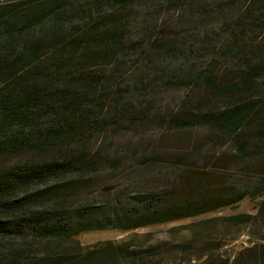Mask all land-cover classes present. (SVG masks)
<instances>
[{"label": "trees", "instance_id": "1", "mask_svg": "<svg viewBox=\"0 0 264 264\" xmlns=\"http://www.w3.org/2000/svg\"><path fill=\"white\" fill-rule=\"evenodd\" d=\"M174 15L191 25L179 28ZM164 86L204 93L165 113V128H200L210 143L231 144L247 167L218 181L219 173L194 166L196 149L169 153L168 170L184 173L171 184L136 182L92 199L102 174L122 162L96 141L144 126L148 109L138 97ZM152 153L146 158L161 152ZM261 156L264 0H0V264H155L157 244L84 246L74 237L171 222L246 195L258 199L256 214L223 220L264 226ZM229 264H264V242Z\"/></svg>", "mask_w": 264, "mask_h": 264}, {"label": "rangeland", "instance_id": "2", "mask_svg": "<svg viewBox=\"0 0 264 264\" xmlns=\"http://www.w3.org/2000/svg\"><path fill=\"white\" fill-rule=\"evenodd\" d=\"M161 17L158 20L163 22ZM173 18L178 19L175 25L179 28L192 23L189 18L180 19L177 15ZM140 38L138 35L133 37L134 45ZM203 94V91L185 86H164L139 96V101L148 109L144 126L132 132L116 134L112 140L102 135L95 143L105 153L117 158V163L120 159L122 162L113 171L102 174L95 191L90 193L92 199L110 198L136 182L143 188L169 185L184 174L181 169L174 172L168 170L171 169L170 160L176 153L192 149L199 151L194 158V166H205L208 171L219 173L222 176L218 181L226 175L240 174L250 160L237 156L231 144L220 146L210 143L205 138V131L200 128L168 130L159 121L165 113L175 112L183 104L194 105ZM204 96L222 103L223 98L212 93L206 92ZM152 151L161 153L157 154V159L149 160L146 157L154 155ZM169 153H174V156ZM257 160H264V156ZM257 207L258 199L246 195L235 205L222 206L195 216L130 230L108 228L83 231L74 239L84 246L101 241H132L142 247L157 244L160 252L152 258L155 264H229L239 251L252 242H264L256 232L257 228L264 232V226L234 225L223 218L237 213L256 214ZM188 241L194 243L193 250L183 252L173 248V245Z\"/></svg>", "mask_w": 264, "mask_h": 264}]
</instances>
